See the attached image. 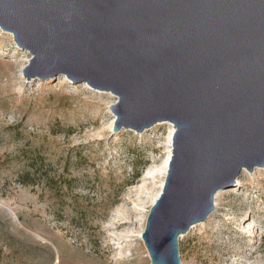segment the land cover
<instances>
[{
	"label": "water",
	"instance_id": "obj_1",
	"mask_svg": "<svg viewBox=\"0 0 264 264\" xmlns=\"http://www.w3.org/2000/svg\"><path fill=\"white\" fill-rule=\"evenodd\" d=\"M0 27L34 56L28 79L115 95V132L172 123L141 233L151 264H181L179 238L216 193L264 167V0H0Z\"/></svg>",
	"mask_w": 264,
	"mask_h": 264
},
{
	"label": "rangeland",
	"instance_id": "obj_2",
	"mask_svg": "<svg viewBox=\"0 0 264 264\" xmlns=\"http://www.w3.org/2000/svg\"><path fill=\"white\" fill-rule=\"evenodd\" d=\"M33 57L0 27V264H151L139 233L172 123L115 132V95L65 75L28 79ZM220 191L180 236L181 264H264V167Z\"/></svg>",
	"mask_w": 264,
	"mask_h": 264
},
{
	"label": "bare ground",
	"instance_id": "obj_3",
	"mask_svg": "<svg viewBox=\"0 0 264 264\" xmlns=\"http://www.w3.org/2000/svg\"><path fill=\"white\" fill-rule=\"evenodd\" d=\"M175 132V128L173 127L172 130H171V133H170V136H169V149H168V152H167V155H166V158H165V161H164V166L160 169V172L161 174L163 175V183H162V186L164 185V182H165V178H166V175H167V170H168V164H169V160L172 156V147H173V134ZM221 192L222 191H218L215 195V207L217 208L218 207V199L220 198V195H221ZM160 194V193H159ZM158 194V195H159ZM158 195L155 197V199L158 197ZM155 199L153 201H155ZM15 217V216H14ZM16 219V218H15ZM141 233L142 231L139 233V237L141 238ZM142 239V238H141Z\"/></svg>",
	"mask_w": 264,
	"mask_h": 264
},
{
	"label": "trees",
	"instance_id": "obj_4",
	"mask_svg": "<svg viewBox=\"0 0 264 264\" xmlns=\"http://www.w3.org/2000/svg\"><path fill=\"white\" fill-rule=\"evenodd\" d=\"M25 183H28V182L25 181Z\"/></svg>",
	"mask_w": 264,
	"mask_h": 264
}]
</instances>
